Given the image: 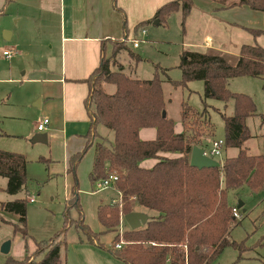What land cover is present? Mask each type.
Masks as SVG:
<instances>
[{"label": "trees", "instance_id": "obj_1", "mask_svg": "<svg viewBox=\"0 0 264 264\" xmlns=\"http://www.w3.org/2000/svg\"><path fill=\"white\" fill-rule=\"evenodd\" d=\"M228 4L264 9V0H236ZM191 6L192 0H167L156 8L150 19L138 22L135 28L154 18L158 19L157 24L164 23L171 12H177L182 33L183 19ZM245 28L253 35L262 31ZM110 42V53L102 54L98 65L84 79L89 88L86 106L90 125L87 134L97 138L92 140L94 150L88 174L91 182L115 174L116 179L111 185L118 195L115 201L96 206V216L102 229L89 231L78 218L79 227L87 239L90 235L115 230L109 249L124 264H207L225 245L236 248L237 257H240L246 247L242 241L229 237L231 226L240 216L235 220L231 214L230 207L234 202H228L227 193L229 190L237 191L242 185L250 193L264 189V111L256 112L252 98L246 93L229 90L227 81L238 75L263 77L264 46L242 43L235 55L216 49H181L177 64L181 79L171 83L184 85L187 80L200 79L203 98L232 101L230 114L219 112L223 123L222 151L233 147L235 152L225 155L217 166L195 167L188 163L189 152L191 145H201L202 139L199 130L193 129L194 132L188 133L185 125L188 116L194 113L196 120L204 123L205 136L209 137L212 124L205 107L194 111L181 102L179 119L183 129L175 131L166 111L161 114L164 102L161 79L156 72L151 78L140 79L109 69L108 56L115 55L120 48L125 49L134 61L139 58L129 49L125 37ZM250 115H257L262 126L260 139L263 151L258 153L248 152L244 144L251 137L245 123V118ZM97 124L108 128L111 138L98 134L95 130ZM140 127H154V136L140 138ZM90 141L69 157V170L73 171ZM167 151L176 153L168 156L164 154ZM148 157L154 158V162L151 166H142L141 160ZM25 163L22 153L0 148V175L6 178L4 190L7 193H15L24 185ZM26 200V197L0 200V222L6 221L1 212L16 214L13 230L21 235L26 234ZM136 208L152 213L139 227L124 229L119 234L116 229L119 214ZM119 236L127 242L115 247ZM61 244L62 240L57 239L55 233L46 241H36L32 251L24 252L21 258H10L6 264H61ZM41 251L42 256L34 259ZM255 264H264V256Z\"/></svg>", "mask_w": 264, "mask_h": 264}, {"label": "rangeland", "instance_id": "obj_2", "mask_svg": "<svg viewBox=\"0 0 264 264\" xmlns=\"http://www.w3.org/2000/svg\"><path fill=\"white\" fill-rule=\"evenodd\" d=\"M256 13L264 21V9L256 10ZM145 29L144 34L139 33L136 29L132 35L139 39L138 46L133 47L130 40L126 42L129 49L139 58L134 61L128 56L125 49L120 48L115 55L108 56L109 69L122 71L131 77L140 79L151 78L156 72L157 77L161 79L163 110L172 119L173 129L179 131L183 129L179 119V110L181 102H185L194 111H201L205 107V113L212 124V134L209 137L205 136L204 123L196 120L195 114L191 113L186 119L185 125L188 133H192L196 129L199 130V136L202 139L201 145L206 148L209 147L210 138L223 139V123L219 111L230 114L232 101L224 102L215 98H203L200 79L187 80L184 85L171 83V81L181 79V72L177 66L181 51L178 14L172 13L164 23L149 22L145 25ZM4 31H7V37H5ZM27 34L29 31L23 25L22 19L16 21L15 16L0 12V133H5L0 134V148L20 152L26 158L25 180L20 190L12 194L7 193L4 190L6 179L0 175V200L33 197L32 201L26 200L25 235L13 230V224L17 221L16 214L2 212L1 216L6 221L0 222V248L7 241L9 249L7 252L0 250V264H6L10 258H20L24 249L30 252L36 241H46L55 233H57V239L62 240L60 254L67 253L74 237L78 236L84 239L86 236L79 227L77 219L79 218L82 223L91 226L95 219V205L99 202H109L116 194L109 185L97 189L96 192H90L95 189V186L89 179V158L85 161L86 155L89 157V151L81 154L82 157L78 160L77 168L74 169L77 191L70 194V176H63L60 164L55 165L47 161V144L40 141L30 142V138L35 132L33 131L35 123L42 115L40 107L33 102L35 100L33 99L35 82L30 79L33 72L36 73V65L33 60L27 59L23 55V53H27L26 56H29L26 49ZM38 34L34 36L36 43L40 42L41 38ZM11 47L15 48L16 52H13ZM28 48L33 50L30 46ZM2 49H9V56L2 55ZM110 50L111 42H109L106 54H109ZM263 85L264 76L238 75L230 77L227 81L229 90L246 93L252 98L256 112L264 111ZM17 94L20 99H16L17 103H13V107L16 108V116L10 117L11 113L5 111L9 110L8 106L3 102H10L12 98L15 99ZM245 123L251 133V137L247 138L244 143L247 151L251 153L263 151L260 139L262 126L259 125L257 115L247 116ZM145 128L147 131L151 129L150 127ZM96 129L102 133L108 131L105 136L111 138L112 133L105 126L97 124ZM96 139L94 138L93 141ZM234 151L233 147L223 150L220 161L225 155H230ZM174 153L176 152H164L168 156ZM263 196L264 189L250 193L245 185H242L237 191H228L229 203L232 201L235 203L237 199L243 201L239 207L240 218L231 226L229 237L235 241H242L246 248L241 251L240 257H237V249L231 245H225L207 264H255L259 258L264 256ZM67 198H69L68 201ZM144 211L147 215L152 213L150 210ZM128 228L129 226L120 213L116 225L118 233L120 234L122 230ZM100 229L102 228L99 225L97 230ZM114 233L115 230H107L97 233L96 237L108 246ZM117 242L122 244L127 240L119 236ZM146 243L148 242H144V244ZM36 247H39V244ZM42 253L43 251L35 255L34 259H39Z\"/></svg>", "mask_w": 264, "mask_h": 264}, {"label": "crops", "instance_id": "obj_3", "mask_svg": "<svg viewBox=\"0 0 264 264\" xmlns=\"http://www.w3.org/2000/svg\"><path fill=\"white\" fill-rule=\"evenodd\" d=\"M165 1L167 0H0V12L15 16L16 21L22 19L29 31L26 43L29 56H26L27 53L23 55L36 65V73L33 72L30 77L35 82L33 102L40 107L41 117L48 118L45 129L37 130L36 123L41 117L38 118L33 131L46 133L47 161L60 164L63 176H70V194L77 191L74 169L77 168L79 159L75 164L76 168L71 171L68 169L69 157L81 151L87 141L91 140L83 151L90 153L89 157H85V161L89 158L90 170L94 150L92 140L95 137L87 134L90 125L86 106L89 88L84 79L98 65L101 55L106 54L110 40L125 37L128 41L137 29L135 25L150 19L156 8ZM234 1L236 0H192V6L183 19L181 49H216L237 54L242 43L264 45V21L256 13L258 9H252L246 4H228ZM172 13L177 12H171L170 15ZM245 27L262 31L253 35ZM4 32L7 37V31ZM36 34L41 37L37 43L34 42ZM11 49L16 52L15 48ZM16 99H20L18 94L10 102H3L1 99L8 106L9 110L5 111L11 113L10 117L16 116V108L13 107V103H17ZM150 128L148 131L145 127L138 128V136L142 139L152 138L155 129ZM95 130L100 135L108 132L97 131L96 126ZM153 162L154 158L148 157L140 163L148 167ZM92 184L95 186V182ZM109 186L116 193L111 199H116V189L111 184ZM97 189L99 188L95 186L90 192H96ZM27 200L32 201L33 197L29 196ZM96 206L93 224L90 226L84 223L92 232L99 225L102 228L96 216ZM27 251L24 249L23 254ZM60 259L61 264H124L113 255L109 243L107 246L95 235H90V239L86 236L84 239L74 237L69 251L60 254Z\"/></svg>", "mask_w": 264, "mask_h": 264}, {"label": "water", "instance_id": "obj_4", "mask_svg": "<svg viewBox=\"0 0 264 264\" xmlns=\"http://www.w3.org/2000/svg\"><path fill=\"white\" fill-rule=\"evenodd\" d=\"M158 22L157 18H154L152 23L156 24ZM161 114L164 115V110L161 111ZM30 141H40L45 142L46 141V133L44 131L41 132H35L31 138ZM188 163L195 167H208V166H217L219 165V161L210 157L209 155L205 154L203 152V147L197 144H192L189 152V158ZM235 205L239 208L242 205V200L237 199L235 202ZM242 210L244 208H241ZM123 220L127 223L129 228H136L139 227L141 224L145 222V220L148 218V215L141 210L133 209L128 212H125L122 214ZM8 242H4L1 245L0 250L2 252L8 251Z\"/></svg>", "mask_w": 264, "mask_h": 264}, {"label": "built area", "instance_id": "obj_5", "mask_svg": "<svg viewBox=\"0 0 264 264\" xmlns=\"http://www.w3.org/2000/svg\"><path fill=\"white\" fill-rule=\"evenodd\" d=\"M137 31L141 34H144L145 33V27L143 25H140L137 27ZM128 40H130V43L133 47L138 45V41H139L138 38L131 36ZM8 52H9V49H2V51H1V53L4 55L8 54ZM47 122H48V118L46 116L41 117L36 123V129L37 130H44ZM222 143H223L222 138L211 139L208 148L202 146L203 152L205 154L209 155L210 157L220 161V156L222 154ZM115 179H116V175L111 173L104 178L96 180L95 186H96V188L108 186V185L112 184ZM115 200L116 199H111V201H115ZM263 200H264V196H263ZM238 209L239 208L235 205V203L232 204L230 207L231 214L236 218H239V216H240ZM118 246H119V242H116L115 247H118Z\"/></svg>", "mask_w": 264, "mask_h": 264}]
</instances>
